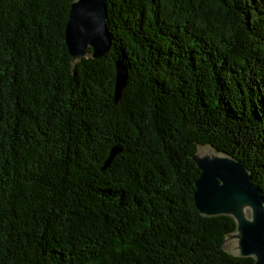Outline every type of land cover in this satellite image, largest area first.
<instances>
[{"label": "trees", "instance_id": "1", "mask_svg": "<svg viewBox=\"0 0 264 264\" xmlns=\"http://www.w3.org/2000/svg\"><path fill=\"white\" fill-rule=\"evenodd\" d=\"M72 1L0 0V264H254L196 209L192 157L264 197V0H106L111 47L75 66Z\"/></svg>", "mask_w": 264, "mask_h": 264}, {"label": "water", "instance_id": "2", "mask_svg": "<svg viewBox=\"0 0 264 264\" xmlns=\"http://www.w3.org/2000/svg\"><path fill=\"white\" fill-rule=\"evenodd\" d=\"M107 21L106 0L72 1L65 43L73 66L85 57L99 58L109 50L112 39ZM127 77V69L116 62V101ZM192 159L200 170L193 192L196 209L203 216L234 219L236 229L224 239L228 251L252 257L254 264H264V197L245 163L210 146H198Z\"/></svg>", "mask_w": 264, "mask_h": 264}]
</instances>
